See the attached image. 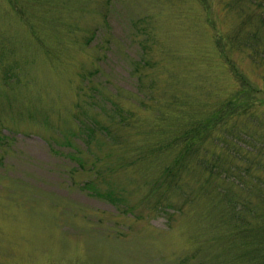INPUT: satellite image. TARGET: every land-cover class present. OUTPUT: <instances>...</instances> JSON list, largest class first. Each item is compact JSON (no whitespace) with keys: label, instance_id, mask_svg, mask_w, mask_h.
<instances>
[{"label":"rangeland","instance_id":"rangeland-1","mask_svg":"<svg viewBox=\"0 0 264 264\" xmlns=\"http://www.w3.org/2000/svg\"><path fill=\"white\" fill-rule=\"evenodd\" d=\"M232 6L0 0V264H264L252 238L202 216L205 200L184 204L196 173L184 192L149 194L170 159L149 153L155 125L178 124L177 111L253 104L230 120L246 133L227 136L246 153L264 144V54L253 48L264 15L238 14L250 0ZM252 157L240 161L252 170L239 175L234 161L219 175L261 183L236 190L247 222L262 223L264 163Z\"/></svg>","mask_w":264,"mask_h":264},{"label":"trees","instance_id":"trees-1","mask_svg":"<svg viewBox=\"0 0 264 264\" xmlns=\"http://www.w3.org/2000/svg\"><path fill=\"white\" fill-rule=\"evenodd\" d=\"M242 0H225L227 6L236 5ZM251 7L243 8L238 12L240 15H264V0H250ZM234 6L231 9L234 10ZM249 39L256 38L255 34H248ZM258 40V38H257ZM255 51L264 54V42L258 40L253 45ZM258 56V57H259ZM264 58V56H263ZM259 59V58H258ZM263 60V59H262ZM174 107L177 105L179 108L180 102L176 99L173 102ZM253 104L242 103L235 101V99L227 100L218 106L212 112L203 113L201 115L185 114L182 112L171 111L178 118V124H170L164 128L156 127L155 130L159 134L154 136L156 139L154 147L150 148V152L154 150H161L170 156L168 162L161 167L158 174L155 176V183L151 188L149 194L160 193L158 201L162 200L168 193L184 192L189 187V182L186 180L184 173H196L194 179V187H196L195 193L185 194V205L205 200L203 215L212 213L215 220L220 219V224L223 227L218 226V232L223 231L228 235L229 239L252 238L255 241V252L264 256V221H259L258 213L255 214L257 222H247L248 214L247 210L241 209L238 206V201L241 199L239 192L241 189L236 190L237 186L243 185L244 188L261 189V183L249 184L239 178L241 184L227 183L226 178L219 175V171L226 167H233L234 161L236 162V169L239 175L242 171L252 170L253 166L257 163H250L247 168L242 169L240 161L243 157L253 156V159L260 163H264V144L259 146L256 152L248 151L247 153L240 147H233L234 143L232 138H228L227 134H245V128H235L229 130L230 120L235 118L238 112H249ZM170 110V109H169ZM177 121V122H178ZM176 122V123H177ZM231 131V132H230ZM236 131V132H235ZM262 134V132H260ZM223 135V136H222ZM253 135V134H252ZM254 138L262 141V138L253 135ZM153 139V140H155ZM158 140V141H157ZM209 140L213 141V147L209 145ZM163 141V142H162ZM222 142L224 144H222ZM145 144V143H143ZM142 146L140 147L141 150ZM156 147V148H155ZM154 148V150H153ZM214 148V149H213ZM217 148V151H216ZM232 150L235 152L233 154ZM155 152V151H154ZM249 153V154H248ZM213 154H218L217 158H213ZM160 161V160H159ZM246 160L245 162H247ZM216 170L217 173H216ZM227 185V186H226ZM254 185V186H252ZM191 193V192H190ZM102 195V193H99ZM264 200V198H263ZM243 204H248L243 201ZM250 204V203H249ZM254 211L255 207L248 205ZM207 210H210L208 213ZM251 209L248 211L252 212ZM217 214H216V213ZM217 215V216H216ZM237 215V216H235ZM216 225L217 223L214 222ZM246 247L244 251L251 253L250 239L245 242Z\"/></svg>","mask_w":264,"mask_h":264}]
</instances>
